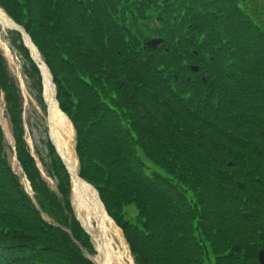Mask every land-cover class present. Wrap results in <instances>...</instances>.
Segmentation results:
<instances>
[{
	"label": "trees",
	"instance_id": "obj_1",
	"mask_svg": "<svg viewBox=\"0 0 264 264\" xmlns=\"http://www.w3.org/2000/svg\"><path fill=\"white\" fill-rule=\"evenodd\" d=\"M248 2L0 0L52 74L76 133L79 176L97 190L135 264H258L264 21ZM8 36L43 110L39 72L19 35ZM151 38L162 46L146 48ZM0 94L39 207L8 162L0 128V264H93L54 148L45 142L41 161L56 191L28 151L22 98L1 53Z\"/></svg>",
	"mask_w": 264,
	"mask_h": 264
},
{
	"label": "bare ground",
	"instance_id": "obj_2",
	"mask_svg": "<svg viewBox=\"0 0 264 264\" xmlns=\"http://www.w3.org/2000/svg\"><path fill=\"white\" fill-rule=\"evenodd\" d=\"M0 26L3 28L7 26V18L2 10H0ZM3 48L8 55L6 48L4 46ZM32 51L45 74L46 99L52 104V110L50 112L52 139L71 175L73 190L77 188L78 192L81 193V201L78 203V216L82 220L86 230L91 234L96 252L93 262L95 264H133L122 233L99 205L94 190L76 179L78 165L73 149L74 139L71 124L58 109L54 100L48 72L41 58L34 49H32ZM0 114L5 137L7 141L10 142L11 134L8 122L3 117L1 110ZM17 171H19V169H17Z\"/></svg>",
	"mask_w": 264,
	"mask_h": 264
},
{
	"label": "rangeland",
	"instance_id": "obj_3",
	"mask_svg": "<svg viewBox=\"0 0 264 264\" xmlns=\"http://www.w3.org/2000/svg\"><path fill=\"white\" fill-rule=\"evenodd\" d=\"M252 5V9L262 10L263 13L260 16V19L264 21V0H249L247 6ZM3 46L8 51V55L5 53ZM0 53L4 56L7 69L16 83L23 103L22 117L24 121V134L27 144L30 148L31 154L36 159L39 169L42 171V176L45 181L48 183V186L51 190H56V181L47 175V172L44 169V165L39 159H42L45 164H47V150L45 147V139H47V120L46 114L42 111V107L38 103L34 94H32L28 81L25 76L22 74L23 60L20 57L19 53L13 48L10 43V39L7 33V30L0 26ZM43 103V102H42ZM0 110L2 111L3 117L7 120L4 107L0 103ZM1 115V114H0ZM1 121V116H0ZM10 134L11 128L8 122ZM6 148L5 152L8 157V161L14 171H17L18 167L15 164L14 156L11 148L8 145V142H5ZM37 150V151H36ZM130 215V212H128ZM95 255V254H94ZM93 255V256H94Z\"/></svg>",
	"mask_w": 264,
	"mask_h": 264
},
{
	"label": "water",
	"instance_id": "obj_4",
	"mask_svg": "<svg viewBox=\"0 0 264 264\" xmlns=\"http://www.w3.org/2000/svg\"><path fill=\"white\" fill-rule=\"evenodd\" d=\"M6 28H7L8 30L15 31V32H17L18 34H20V36H21V38H22V40H23V43H24L25 47L28 49V51H29V53H30V57H31V59L34 61V63L37 65V67H38V69H39V71H40V75H41V77H42V84H43V86H44V90L46 91V85H45V74H44V72L42 71V69L40 68V66H39V64H38V62H37V60H36V58H35V55H34L32 49H34L35 52H36L38 55H39V53H38L37 49L35 48V46L33 45V43H32V41H31L30 37L26 34L25 30H24L22 27L16 25V24H15L10 18H8V17H7V26H6ZM161 43H162V40H160V39H154V40H151V41L146 42L145 45H146L148 48H150V49H155V48H156L158 45H160ZM39 57H40V55H39ZM45 68H46V67H45ZM191 69H192L193 72H196V71H197V68H196V67H192ZM46 70H48V69H46ZM47 72H48V71H47ZM48 77H49L50 82H51V87H52L53 94H54V95H53V96H54V100L56 101V99H55V97H56V91H55V88H54V86H53L52 79H51V75L49 74V72H48ZM51 110H52V104L50 103V101H46V112H47V124H48V130H49V138H50L51 144H52L53 147L55 148L57 155L59 156V158H60L62 164L64 165V167H65V169H66V171H67V173H68V175H69V177H70V184H71V190H70V202H71V207H72V209H73L74 216H75V218L77 219V221L80 223V225H81V227L83 228V230H84V231H85V232L91 237V234L86 230V228L84 227V225H83V223H82V220H81L80 217L78 216V214H79V211H78V203L80 202V199H81V195H80L81 193L78 192L77 188H76L75 190H73V188H72L71 175H70V173H69V171H68V169H67V167H66V165H65V163H64V160H63L62 157L59 155V152H58V150H57V148H56V145H55V143H54V141H53V139H52L51 128H50V126H51V119H50V112H51ZM3 134H4V132H3ZM11 146L14 148V143H13V142L11 143ZM74 148H75V143H74ZM76 179H77L78 181L82 182L83 184H85L87 187H90L92 190H94V192L96 193V195H97V197H98V194H97L96 190H95L91 185L87 184L86 182H84V181L79 177V175H78V171H77ZM23 184H24V188H25L26 192L28 193V195H29L30 198L32 199L34 205L37 207V205H36V203H35V201H34V199H33V193H32V191H31V189H30V187H29V184H28L27 180L25 179V177H23ZM99 205H100L101 207H103L102 204H101V202H100V200H99ZM37 208H38V207H37ZM43 217H44V219L48 220V218H47L45 215H43ZM257 260H258V263H259V264H264V248L258 251V253H257Z\"/></svg>",
	"mask_w": 264,
	"mask_h": 264
}]
</instances>
